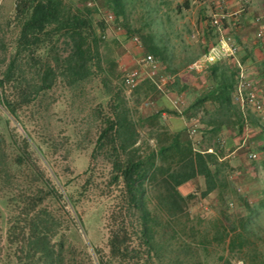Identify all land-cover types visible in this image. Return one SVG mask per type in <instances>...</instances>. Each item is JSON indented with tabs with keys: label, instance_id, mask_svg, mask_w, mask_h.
<instances>
[{
	"label": "rangeland",
	"instance_id": "rangeland-1",
	"mask_svg": "<svg viewBox=\"0 0 264 264\" xmlns=\"http://www.w3.org/2000/svg\"><path fill=\"white\" fill-rule=\"evenodd\" d=\"M65 1L82 11L86 9V0ZM132 2L128 28L139 32L134 34L139 38L148 32L154 34L156 44L139 48L130 37L124 36V27L107 24L105 39L99 44V59L93 60L92 75L85 82L69 86L59 78L51 89L39 92L35 101L23 105L18 119L5 109L0 99V135L8 148L18 138L29 135L32 146L44 151L45 158H41L40 164L65 197L63 201L53 199L45 204L47 212L55 218L54 241L65 244V264H171L175 259L185 264H220L222 255L231 264H243L241 258L245 254L222 251L219 231L221 225L230 230L232 224L242 227L253 219L264 221V150L260 149L263 143H257L256 136L246 130L237 135L236 129L224 133L223 155L218 153L220 161L226 164L227 188L223 198L214 194L203 199L204 181L196 179L180 191L187 196L197 190V196L187 201L178 217H169L167 212L159 210V188L148 187L151 197L148 207L159 223L156 241L168 244L164 251L143 243L139 214L126 207L120 189L109 184L111 166L105 152L92 157L100 121L103 115H111L114 107L136 124L139 155H145L156 147L157 132L163 128L176 131L183 122V116L171 115L167 110L183 112L205 93L206 74H193L188 66L190 60L198 58L216 41L217 35L209 28L214 5L204 4L203 0ZM15 4L16 0H0V78L17 52L20 27L15 20ZM96 8L97 26V21L107 18L111 11L100 2ZM227 27L235 37L230 30L233 24ZM162 46L172 53L171 59L167 57L168 62L160 63L162 70L171 73L175 67L184 65L176 74L166 73L179 82L170 90L168 86V92L159 91L153 82L149 83L146 72L140 68L145 53H153ZM244 53L239 50L230 60L238 72L244 71L238 65ZM27 62L22 55L16 71L32 91L38 78ZM132 70H139L140 81L133 92H127L122 89L121 80ZM184 81L193 84L184 86ZM6 92L10 95L17 91L10 86ZM177 101L179 104L175 105ZM146 103L153 104L146 106ZM204 110L190 112L189 119L200 121ZM160 111H163L161 117L155 119ZM184 120L189 125L186 117ZM193 139L200 142L196 148L202 151L218 144L214 137H204L200 123ZM9 152L14 154V148H9ZM249 154H257V160H250ZM67 196L73 204L67 201ZM12 214L0 201V227L4 236ZM114 233L125 238L123 251L116 256L111 254L109 245ZM17 255L15 246L1 244L0 264H18Z\"/></svg>",
	"mask_w": 264,
	"mask_h": 264
},
{
	"label": "trees",
	"instance_id": "trees-1",
	"mask_svg": "<svg viewBox=\"0 0 264 264\" xmlns=\"http://www.w3.org/2000/svg\"><path fill=\"white\" fill-rule=\"evenodd\" d=\"M99 2L111 11L112 24L125 28L123 34L126 38L139 33L128 28L132 0ZM98 12L96 7H86L82 11L65 0H16L15 20L20 27L17 52L0 78L1 104L12 116L18 119L19 109L35 101L39 92L51 89L59 78L69 86H75L92 75L91 64L94 59H99V44L104 41L108 27L107 18L97 21V26L94 24V16ZM140 36L145 48L156 44L154 34L148 32ZM147 54L153 55L159 66L162 61L168 62L167 57H172L165 46ZM22 55L38 78L32 91L22 74L16 71ZM230 60L213 64L204 71L208 75V88L191 106L183 112L167 110L171 115L186 117L189 123L190 112L205 108L198 123L202 126L204 137H214L217 145L198 150L196 146L200 142L189 136V124L182 131L163 128L155 134L156 147L149 149L145 155H139L137 126L127 120L118 107H114L111 115H103L100 121L92 157L105 152L111 166L109 184L118 187L123 204L139 214L143 243L155 245L158 251H164L168 244L156 241L159 223L148 207L151 201L148 187L159 188L157 200L160 212L178 217L187 201L197 196V190L184 196L180 189L196 179L204 181L203 199L214 194L223 198L227 188L226 164L220 161L218 153L223 155V135L227 130L236 129L237 135L241 136L248 124L258 128L259 139L263 143L260 149L264 150V126L259 124L258 118L248 113L244 116L233 102L238 71L233 69ZM183 66L175 67L171 73L176 74ZM164 71L171 74L166 69ZM148 82L152 81L148 78ZM178 83L174 80L167 89ZM10 86L17 91L11 96L6 92ZM162 112L156 113L155 119L160 118ZM31 141L29 135L18 138L15 145L12 143L9 146L14 148V154H11L6 140L0 135V201L13 213L5 236L0 227V246L3 242L7 247L15 246L18 264H65V244L54 241L57 235L55 218L47 212L45 205L53 199L63 201L65 197L40 164L41 158H45L44 151L32 146ZM67 201L73 204L70 196H67ZM221 227L219 242L223 245V252L245 254L241 258L243 264H264L263 220L253 219L242 227L232 224L230 230L224 225ZM123 242L125 238L119 233L110 238L113 256L122 253ZM219 261L220 264H231L224 255L219 256ZM171 264L185 262L175 259Z\"/></svg>",
	"mask_w": 264,
	"mask_h": 264
},
{
	"label": "built area",
	"instance_id": "built-area-1",
	"mask_svg": "<svg viewBox=\"0 0 264 264\" xmlns=\"http://www.w3.org/2000/svg\"><path fill=\"white\" fill-rule=\"evenodd\" d=\"M97 1L98 0H86V7H96ZM231 1L239 5L242 11L243 8L249 4L250 0ZM203 3L212 4L213 0H203ZM229 16L230 14L225 11L224 3L216 5V12L209 20L210 29L217 35L216 41L197 59L189 64V71L201 74L209 66L225 60L233 59L238 54L239 45L236 38L229 33L227 27V20L229 19ZM106 21L108 24H111L113 16L109 14ZM255 23L261 26L256 34V37L259 41H264L263 20L261 18H256ZM130 40L135 46L142 48V42L138 36H133ZM140 68L146 72L147 77L154 83L159 91L168 92L167 87L172 84L173 78L166 75L165 71L162 70L153 55L145 53L141 60ZM158 78H160V80L156 81ZM236 79L237 81L233 92L234 104L239 107L244 116L248 113V111H252L256 115L264 117V101L258 93L255 83L248 78L242 70L238 72ZM139 81V70H132L124 74L121 85L125 91L133 92L137 88ZM152 104L153 103H146V106H150ZM178 104V101L175 102V105ZM189 124V136L194 138L198 129V121L196 119H190ZM209 152H211V150ZM257 158V154H249L250 160L255 161Z\"/></svg>",
	"mask_w": 264,
	"mask_h": 264
},
{
	"label": "crops",
	"instance_id": "crops-1",
	"mask_svg": "<svg viewBox=\"0 0 264 264\" xmlns=\"http://www.w3.org/2000/svg\"><path fill=\"white\" fill-rule=\"evenodd\" d=\"M219 3H224L225 11L230 14L227 25L233 24L230 30L236 37L239 50L246 52L244 53L243 60L238 65L240 69H244L247 77L255 83L257 91L264 101V41L257 39L256 34L261 26L255 23L256 18H261L264 27V0H250L249 4L242 11L239 5L231 0H213L212 5H214L215 12L216 5ZM240 21L242 22V26L240 25ZM207 76L205 75L204 92L208 88ZM184 83L189 87L193 84V82L191 84L186 81ZM248 115L258 118L259 124L264 126V117H260L252 111H248ZM182 120V124L178 126L176 131L185 129L186 120H184V117H182ZM245 130L251 133L252 136H256L257 143L260 142V130L258 128L248 124Z\"/></svg>",
	"mask_w": 264,
	"mask_h": 264
}]
</instances>
